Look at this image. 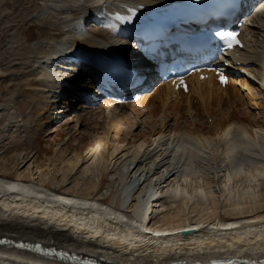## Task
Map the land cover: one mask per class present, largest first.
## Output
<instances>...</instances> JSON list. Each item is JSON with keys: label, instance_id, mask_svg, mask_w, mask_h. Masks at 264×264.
I'll return each instance as SVG.
<instances>
[{"label": "bare ground", "instance_id": "6f19581e", "mask_svg": "<svg viewBox=\"0 0 264 264\" xmlns=\"http://www.w3.org/2000/svg\"><path fill=\"white\" fill-rule=\"evenodd\" d=\"M176 1L23 0L29 5L21 12L27 20L24 41L9 48L17 51L16 65L25 68L18 77V95L31 101H23L21 109L42 115L50 110V93L61 98L74 84L70 73L52 65L56 55L75 52L77 47L94 60L113 50L119 54L123 45L106 39L104 30L116 32V26L130 22L142 25ZM93 13L104 15L107 25L115 28H84L83 19ZM117 14L132 19L118 20ZM252 17L263 23L250 19L245 26L246 47L239 53L241 64L234 66L239 71L229 89L214 78L200 81L193 76L188 94L164 83L135 104L104 101L96 109L100 119L111 115L103 126L104 136L96 140L81 135L83 147L73 149L75 160L87 159L84 148L92 160L79 168L65 165L70 173L75 171L72 179L68 172L53 168L51 176L40 171L37 182L27 181L13 170L20 161L42 154L43 137L6 159L0 168V264H92L84 262L87 257L101 264H213L234 258L238 261L232 264H264V16L259 12ZM5 20L7 28L13 19ZM5 28L0 30V45L9 36L16 43ZM16 69L9 71L16 74L20 70ZM112 108L121 110V115L112 114ZM50 115L55 118L56 113ZM97 122L96 127L101 125ZM145 122L150 128L143 127L133 139L132 128ZM138 137H144L143 143L134 148ZM119 142L127 149L121 150ZM165 196L176 200L175 208L162 211L156 220L150 216L152 209L164 207ZM6 215L15 221L4 219ZM35 222L38 225H32ZM181 229L194 231L185 234ZM157 232L170 235L156 236ZM4 238L42 243L71 255L2 243ZM98 238L106 241L100 243Z\"/></svg>", "mask_w": 264, "mask_h": 264}, {"label": "rangeland", "instance_id": "374dc122", "mask_svg": "<svg viewBox=\"0 0 264 264\" xmlns=\"http://www.w3.org/2000/svg\"><path fill=\"white\" fill-rule=\"evenodd\" d=\"M28 7H29V5L26 6V3L24 4L23 0H0V30L5 28L4 24H3L6 21L5 19H13V21L11 22V25L9 27L7 26V28H5V30L9 31L8 33L14 35L17 39V42L13 43L11 36H9L7 38L8 40L3 45L2 44L0 45V168H2L1 164L4 161H6V159L10 158L11 155H14V153H18V152L22 151L25 147H27V144L29 146L32 143H33L32 145H36L37 137L39 136V138L43 137V139H44L42 141V145L44 146V151L41 152L43 155L40 154L41 155L40 156L38 154V156L36 155L33 158L27 159L26 161H24L22 163L20 161L17 164V166L15 168H13V170L16 171L17 174H19L22 178L26 179L27 181L32 180V181L37 182L36 177L41 172L42 173L45 172V174H48V176H51L53 173H55L54 172L55 169H58V170L60 169V173L63 171L68 172L67 175L69 176L70 179H72V175H74L75 171L73 173L71 172L72 173L71 174L70 170L67 168L68 166L72 167V166L76 165V168H79L80 165L84 161L89 162L92 160L91 159L92 154L91 153L89 154V150L88 149L86 150L85 148L83 150L84 151L83 155L85 156L87 153V155H86L87 159H85L84 161L83 160H77V159L75 160L73 149L75 150L76 148L83 147L82 142L80 140V139H82L83 135L87 136L89 134L90 137L94 136V138L96 140L99 139L100 137L104 136L103 126H105V128H106V122L108 121L109 118H111V115H109L107 120L105 118L100 119V117H98V115H100L101 113H98L97 110L103 104L104 101H108V100L104 99L101 102H99L96 106H93L92 108L90 106H88L87 104L83 105L84 103L82 104V102H79L80 104L79 103L76 104L77 102H73V103L69 104V102L72 100V98H68L67 101L64 100L60 105L59 104L57 105L54 102L56 100L57 95L50 93V99H49L51 101L50 106H49L50 110L45 111L42 115H40V113L32 114L33 112H31L30 109H26V110L21 109V105L23 103H27V102L31 101L30 98H26V99L20 98L18 95V84H17L19 82L18 77H21L23 75L25 68L23 67L24 65L23 66H17L16 65L19 62L17 60V58H19V57H16L17 54H15L17 51L15 52L12 50L15 54L13 56L10 54L13 52L12 51L10 52L9 48H16V47L18 48L19 44L20 43L22 44V42L24 41L23 40L24 33L22 32V30L25 28V23L27 22V20L22 19L23 17H25V15H22L21 12H22V10L23 11L26 10V8H28ZM37 15H38V13H34L33 18L37 17ZM96 28L102 29L101 26L100 27L98 26ZM104 32H105V34L107 33L105 30H104ZM21 36H22V38H21ZM105 37H106V39H108L109 41H111L113 43L114 42H119V44L122 43V42H120L121 40L117 37L115 38L113 34L112 35L106 34ZM22 46L24 47V45H20L19 48H23ZM7 49H9V50H7ZM7 52H9V53H7ZM14 65H16V66H14ZM248 68H252V67L248 66ZM12 69H16V70L20 69V70L18 72H16V74H15L14 71L12 73L9 71ZM4 72H6V74ZM21 73H22V75H21ZM27 99H28V101H27ZM130 103L135 104L133 102H130ZM81 104L83 105V107ZM54 106H56V109H58L57 112H54L52 110ZM124 109L125 108H123L122 110H124ZM110 112L112 114H115L117 112L121 115V110L115 111L114 108H112ZM51 113H54V114L56 113L55 118H53L52 115H50ZM143 117H142V119H146L145 116H143ZM95 120L99 121V124H101V125L96 127L97 126L96 124H98V122L96 121V123H95ZM174 122L175 121L172 120L170 123L173 124ZM94 123L96 126L94 125ZM145 123H141L140 126L136 125L132 128L131 136L133 137V139L135 136H137L138 133L141 132L143 127H144L143 129H147V128L149 129L150 128L148 126L149 124H147V123L145 124ZM89 125L91 127H89ZM124 133H126V132L124 131L120 134L122 139H123V137L125 138V136H126ZM113 135L114 134L112 133V136ZM131 136H129V137L131 138ZM121 137H120V139H121ZM141 138H143V139H141ZM143 140H144V137L135 138L136 144H135L134 148H138V146H140L143 143ZM18 145H20V146H18ZM119 146L121 147V150L127 149L126 143L124 145V142H121ZM146 146H147V144H145V147ZM21 148H22V150H21ZM134 148H132V149H134ZM113 150H114L113 148L110 150V154ZM119 152H117V153H119ZM36 157H37V159H36ZM118 157L119 156H117V158ZM47 158L49 161L47 160ZM117 158H114L112 163H114V161ZM73 161H76V162L73 163ZM69 163H70V165H69ZM41 167H42V170H41ZM53 168H54V170H53ZM65 170H67V171H65ZM0 173H2V172H0ZM57 174H59V173H57ZM168 181L169 180H167L166 182H168ZM164 189H166V187ZM162 199H163L162 205H164V207H162V206L156 207L155 206L152 209V210H154L153 213L150 215V216H156V218H155L156 220L161 218L164 215V212L162 213V211H167L168 209H172V208L174 210L175 205H176L174 203V201H176V200L170 201L168 196H165ZM220 199H221V202L223 203L224 202L223 198L221 197ZM151 204L155 205V201L152 202ZM225 208L223 206V208L221 207L219 209V211L221 212ZM155 210H157V211H155ZM173 210H172V212H173ZM8 216L9 215L4 216V219L6 218L9 221L11 219V222L15 221L16 218L14 219L12 216H9V217ZM39 216H41V215H39ZM10 217H12V218H10ZM38 219H42V218L38 217ZM151 223L153 224V222H151ZM35 224L38 225L37 222H35L32 225H35ZM47 224H51V223L48 222ZM152 224L149 223L148 227H150ZM66 226H68V225H66ZM49 229H51V227H49ZM150 233H152V232H150ZM86 235L87 234H85V236ZM25 238H28V237H25ZM98 239H100V238H98ZM102 239H100L101 240L100 243H102L103 241L104 242L106 241V240H104V239L102 240ZM28 241L32 242L30 240H28ZM94 242L98 243L99 241L97 242V240H95ZM104 246L109 247L110 245L106 244ZM111 249L116 250L115 247H112ZM77 253L78 252H76L75 254H77ZM149 253H147L148 256L151 255ZM144 254L145 253H143V255ZM100 259H103V258H100ZM109 262H111L112 264H121V263H118L116 261H109Z\"/></svg>", "mask_w": 264, "mask_h": 264}, {"label": "snow or ice", "instance_id": "6c2138e0", "mask_svg": "<svg viewBox=\"0 0 264 264\" xmlns=\"http://www.w3.org/2000/svg\"><path fill=\"white\" fill-rule=\"evenodd\" d=\"M129 12L134 15V9L129 8ZM118 20L122 21H128L132 19V15H119L117 14L116 17ZM218 36H220L228 45V47H233L234 45H238L240 41L237 39L238 33L236 32H218ZM203 78V77H202ZM220 81L221 83H226V77L223 75H220ZM186 88V85H185ZM68 203H71V201H68ZM223 228H233L235 225H222ZM143 231H148V229H143ZM179 231H191V229H181ZM156 236H168L170 233H161L157 232L155 233ZM23 246V245H22ZM213 264H231V261L224 262V261H213Z\"/></svg>", "mask_w": 264, "mask_h": 264}, {"label": "water", "instance_id": "95a60500", "mask_svg": "<svg viewBox=\"0 0 264 264\" xmlns=\"http://www.w3.org/2000/svg\"><path fill=\"white\" fill-rule=\"evenodd\" d=\"M192 231H194V230H191V231H184V233H185V234H190ZM2 243H9V241H8V240H6V241H2ZM14 244H16V243H14ZM16 245H17V244H16ZM22 245H23V246H22ZM22 245H17V246H19V247H29V248L36 247V246H34V245H31V244H22ZM36 249L40 250L41 247H39V248L36 247Z\"/></svg>", "mask_w": 264, "mask_h": 264}]
</instances>
